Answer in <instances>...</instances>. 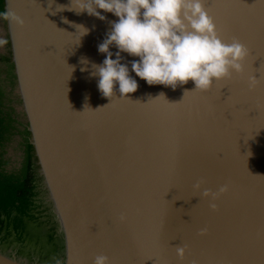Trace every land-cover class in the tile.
<instances>
[{
	"label": "water",
	"instance_id": "95a60500",
	"mask_svg": "<svg viewBox=\"0 0 264 264\" xmlns=\"http://www.w3.org/2000/svg\"><path fill=\"white\" fill-rule=\"evenodd\" d=\"M70 4L5 0L60 248L33 259L1 244L0 264H94L97 255L111 264H264V0H205L222 38L251 50L244 74L208 92L192 81L172 90L136 77L140 87L127 98L104 97L91 65L81 70L82 58L102 63L98 44L118 18L77 14ZM80 24L91 29L83 37ZM250 76L260 80L254 89ZM224 185L217 199L203 196Z\"/></svg>",
	"mask_w": 264,
	"mask_h": 264
},
{
	"label": "clouds",
	"instance_id": "9594fccd",
	"mask_svg": "<svg viewBox=\"0 0 264 264\" xmlns=\"http://www.w3.org/2000/svg\"><path fill=\"white\" fill-rule=\"evenodd\" d=\"M69 10L100 20H107L105 13L118 18L111 21L110 30L98 44V52L105 55L102 63L88 58L81 61L85 65L82 71L91 65V75L99 78V91L108 98L116 94L127 98L137 92L140 84L136 77L149 86L163 85L172 90L192 81V90L208 92L217 81L229 80L234 73L244 74L251 55L239 39L226 42L222 38L205 0H71ZM12 20L21 26L26 23L16 14H12ZM75 27L78 32L83 30L82 37L91 31L82 24ZM128 56L138 59L129 61ZM259 84L256 76L248 77L249 88ZM192 90L186 89L184 96ZM160 96L165 94L161 92L156 98ZM202 184H195V189L200 190ZM228 190V185L219 192L203 189V196L215 200ZM211 207L215 209L216 204ZM176 251L183 260L186 246ZM94 264H111V260L107 255H97Z\"/></svg>",
	"mask_w": 264,
	"mask_h": 264
},
{
	"label": "flooded vegetation",
	"instance_id": "af4514ba",
	"mask_svg": "<svg viewBox=\"0 0 264 264\" xmlns=\"http://www.w3.org/2000/svg\"><path fill=\"white\" fill-rule=\"evenodd\" d=\"M4 97L5 110L12 113L13 123L9 125L8 138L0 140V172L3 178H8L4 180L6 183L25 187L19 190L15 203L0 205V245L7 244L16 254H27L33 259L49 258L53 253L58 254L60 236L44 195L36 152L31 148L28 116L20 93L14 96L13 90L6 91ZM17 136L19 155L13 153Z\"/></svg>",
	"mask_w": 264,
	"mask_h": 264
},
{
	"label": "trees",
	"instance_id": "16d2710c",
	"mask_svg": "<svg viewBox=\"0 0 264 264\" xmlns=\"http://www.w3.org/2000/svg\"><path fill=\"white\" fill-rule=\"evenodd\" d=\"M0 13L6 14L5 9V0H0ZM5 16V15H4ZM4 61L8 64V79L11 80L12 84H17V76L15 73V64L13 62L12 56H4L1 57ZM5 92L4 86L2 84V80L0 78V140L8 138L9 135V125L13 123L12 113L5 110L6 106L4 104L5 99ZM29 135H31V132L27 131ZM31 147V146H30ZM32 150L35 152L34 146H32ZM34 152L32 153L33 155ZM32 157V155H31ZM4 174L0 172V205H11L15 203L18 200V192L25 186H15L11 183H6L4 180L8 178H3ZM29 188V187H28Z\"/></svg>",
	"mask_w": 264,
	"mask_h": 264
},
{
	"label": "rangeland",
	"instance_id": "374dc122",
	"mask_svg": "<svg viewBox=\"0 0 264 264\" xmlns=\"http://www.w3.org/2000/svg\"><path fill=\"white\" fill-rule=\"evenodd\" d=\"M12 55L11 52V41L8 32V24L7 19L3 14L0 13V78L2 80V84L6 91H14V96L19 95L18 85L12 84L11 80L8 79V64L6 61L1 59V57ZM13 105L18 109H21V105L17 103V101H13ZM19 136L16 137L14 141L13 153L15 155L20 154V149L18 147ZM19 153V154H18Z\"/></svg>",
	"mask_w": 264,
	"mask_h": 264
},
{
	"label": "bare ground",
	"instance_id": "6f19581e",
	"mask_svg": "<svg viewBox=\"0 0 264 264\" xmlns=\"http://www.w3.org/2000/svg\"><path fill=\"white\" fill-rule=\"evenodd\" d=\"M45 230V229H44ZM32 247V246H31ZM48 264H54V263H48Z\"/></svg>",
	"mask_w": 264,
	"mask_h": 264
},
{
	"label": "snow or ice",
	"instance_id": "6c2138e0",
	"mask_svg": "<svg viewBox=\"0 0 264 264\" xmlns=\"http://www.w3.org/2000/svg\"><path fill=\"white\" fill-rule=\"evenodd\" d=\"M219 82V81H218Z\"/></svg>",
	"mask_w": 264,
	"mask_h": 264
}]
</instances>
